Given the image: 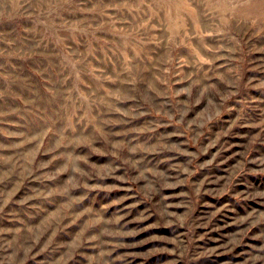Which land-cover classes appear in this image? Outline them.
<instances>
[{
	"label": "rangeland",
	"instance_id": "rangeland-1",
	"mask_svg": "<svg viewBox=\"0 0 264 264\" xmlns=\"http://www.w3.org/2000/svg\"><path fill=\"white\" fill-rule=\"evenodd\" d=\"M0 264H264V0H0Z\"/></svg>",
	"mask_w": 264,
	"mask_h": 264
}]
</instances>
